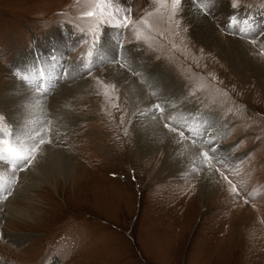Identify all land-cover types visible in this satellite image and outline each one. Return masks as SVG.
I'll use <instances>...</instances> for the list:
<instances>
[{
    "label": "rangeland",
    "instance_id": "1",
    "mask_svg": "<svg viewBox=\"0 0 264 264\" xmlns=\"http://www.w3.org/2000/svg\"><path fill=\"white\" fill-rule=\"evenodd\" d=\"M221 1L226 10L198 7L220 35L264 61V0ZM182 2L0 0V139L15 138L3 91L14 79L24 83L25 63L30 85L62 77L40 98L47 145L56 141L74 165L68 179L18 189L15 204L33 218L0 226V264H264V76L199 45ZM51 47L63 64L43 56ZM33 59L41 63L31 69ZM114 65L165 79L159 118L208 153L214 193L192 188L189 174L162 173L140 153L128 96L107 77ZM1 182L5 193L11 183Z\"/></svg>",
    "mask_w": 264,
    "mask_h": 264
},
{
    "label": "bare ground",
    "instance_id": "2",
    "mask_svg": "<svg viewBox=\"0 0 264 264\" xmlns=\"http://www.w3.org/2000/svg\"><path fill=\"white\" fill-rule=\"evenodd\" d=\"M118 1L123 5L129 3V0ZM199 4L210 8L212 11L227 9L221 0H183L182 15L191 28L193 39L199 45L202 44L212 49L213 52L216 50L220 51V55L224 59L230 60L237 70L244 66L246 70L248 69L255 75L253 76L254 78L259 80L263 77L264 61L253 58L250 54L252 51L249 45L242 40H229L220 35L214 24L199 10ZM261 18L264 20V16ZM41 51L46 52L45 54L43 53V56L46 60L48 59L47 61H52L50 64L54 62L55 65H58V62L63 64L64 57L61 56L60 51H53L52 47ZM32 53L29 56L34 57V53ZM47 56L50 57L48 58ZM46 60L45 62H47ZM40 63L41 61L33 59L30 60L29 66H31V69L36 68ZM24 65L25 63L21 67V76L23 78L20 76L24 83L16 82L14 79L12 83L10 82V86L4 84L3 92L6 96H3L5 99L2 102V108L7 112L8 121L14 126L15 138L12 139L14 141L12 143H15L17 147L19 145V147L23 146L28 149L36 147L37 152L32 164L25 169H13L11 165L0 162V182L11 183V187L0 195V226L4 221H8L12 217L33 218L27 208L15 204L18 199L20 200L23 197H18V189L26 192L27 190H34L43 185L51 184L52 180L60 174V176L68 179L73 173V155L71 156V153L57 144L56 141L51 143L50 146L47 145L48 132L45 135V143L42 145L37 143L43 130L45 128L48 129L47 119L49 118H45L47 110L45 109L46 97L40 98V89L37 87L36 89L38 90L35 89L33 91L27 88L28 86H26L25 82L29 76L27 75L29 71L25 69ZM65 68L62 66L63 72H66ZM138 70L134 68L130 72L122 66L114 65L107 70L109 72L107 77L113 82L116 81L121 86L124 94L128 96L130 115H134L133 126L136 128L135 143L140 153L145 157L147 156V160H154V166H161L162 171H160L162 173H168L170 176L189 174L190 178H194L192 188H197L202 193H214L219 186L216 184L214 172L207 167L205 158L198 150L199 148L197 149L191 143L192 141L179 139L176 133L166 129L159 118L155 105L163 104L165 100V96L159 92L160 79L154 81V78L150 76V72L148 73L143 69L140 70L139 77H136L137 75L135 76L134 71ZM67 73H70V69ZM161 80V83L165 84V79L162 78ZM155 93L156 97H153ZM213 137L208 138L212 139ZM133 142L134 139L131 140L132 146H134ZM197 172H200V176L194 177L193 173ZM17 179L19 182L14 184ZM0 184L3 185L2 182Z\"/></svg>",
    "mask_w": 264,
    "mask_h": 264
},
{
    "label": "snow or ice",
    "instance_id": "3",
    "mask_svg": "<svg viewBox=\"0 0 264 264\" xmlns=\"http://www.w3.org/2000/svg\"><path fill=\"white\" fill-rule=\"evenodd\" d=\"M89 16L94 15V13H88ZM127 18L125 17V20ZM124 25H120L123 27ZM95 44V41L93 42ZM157 111H163L160 105H155ZM175 131V129H172ZM48 129L45 128L40 134V138L37 141L38 144L42 145L45 143V135H47ZM183 136V133H181ZM50 142V141H49ZM214 150V149H213ZM37 149L33 147L31 149L13 146V143L9 139H0V161L5 162L12 166L13 169H25L30 166L35 158ZM207 157L208 153H203Z\"/></svg>",
    "mask_w": 264,
    "mask_h": 264
}]
</instances>
